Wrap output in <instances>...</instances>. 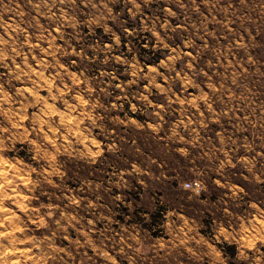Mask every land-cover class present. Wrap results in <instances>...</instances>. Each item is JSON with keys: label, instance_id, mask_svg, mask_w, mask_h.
<instances>
[{"label": "rangeland", "instance_id": "rangeland-1", "mask_svg": "<svg viewBox=\"0 0 264 264\" xmlns=\"http://www.w3.org/2000/svg\"><path fill=\"white\" fill-rule=\"evenodd\" d=\"M0 264H264V0H0Z\"/></svg>", "mask_w": 264, "mask_h": 264}, {"label": "trees", "instance_id": "trees-1", "mask_svg": "<svg viewBox=\"0 0 264 264\" xmlns=\"http://www.w3.org/2000/svg\"><path fill=\"white\" fill-rule=\"evenodd\" d=\"M143 49L144 50H148L147 48H143ZM142 57L145 58L143 55H142ZM162 58L163 57L157 53V55L152 57L148 62L152 63V64H158L161 61ZM131 114L134 115V113H131ZM138 118L142 119V117H138ZM223 251H224V254L226 256L234 257L237 254V245L236 244L225 243L223 245Z\"/></svg>", "mask_w": 264, "mask_h": 264}, {"label": "built area", "instance_id": "built-area-1", "mask_svg": "<svg viewBox=\"0 0 264 264\" xmlns=\"http://www.w3.org/2000/svg\"><path fill=\"white\" fill-rule=\"evenodd\" d=\"M186 186L188 188H191L198 195H201L205 190V185L199 179H195L193 181L187 182Z\"/></svg>", "mask_w": 264, "mask_h": 264}, {"label": "bare ground", "instance_id": "bare-ground-1", "mask_svg": "<svg viewBox=\"0 0 264 264\" xmlns=\"http://www.w3.org/2000/svg\"><path fill=\"white\" fill-rule=\"evenodd\" d=\"M50 47V46H49Z\"/></svg>", "mask_w": 264, "mask_h": 264}]
</instances>
